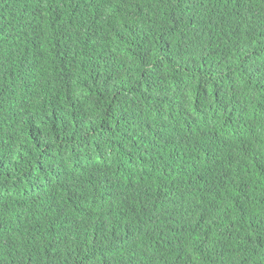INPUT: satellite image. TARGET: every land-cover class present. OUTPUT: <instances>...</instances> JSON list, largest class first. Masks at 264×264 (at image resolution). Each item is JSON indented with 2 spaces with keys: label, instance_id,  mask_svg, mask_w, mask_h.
<instances>
[{
  "label": "trees",
  "instance_id": "1",
  "mask_svg": "<svg viewBox=\"0 0 264 264\" xmlns=\"http://www.w3.org/2000/svg\"><path fill=\"white\" fill-rule=\"evenodd\" d=\"M0 264H264V0H0Z\"/></svg>",
  "mask_w": 264,
  "mask_h": 264
}]
</instances>
